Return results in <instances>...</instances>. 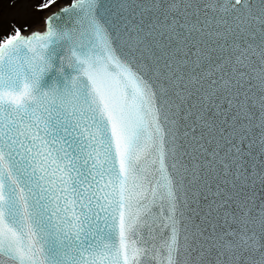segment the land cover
I'll use <instances>...</instances> for the list:
<instances>
[{"label":"snow or ice","instance_id":"6c2138e0","mask_svg":"<svg viewBox=\"0 0 264 264\" xmlns=\"http://www.w3.org/2000/svg\"><path fill=\"white\" fill-rule=\"evenodd\" d=\"M0 22V264H264V0H40Z\"/></svg>","mask_w":264,"mask_h":264},{"label":"rangeland","instance_id":"374dc122","mask_svg":"<svg viewBox=\"0 0 264 264\" xmlns=\"http://www.w3.org/2000/svg\"><path fill=\"white\" fill-rule=\"evenodd\" d=\"M38 3L40 0H0V22L15 21L17 25L27 24L30 28L39 25L47 11H37Z\"/></svg>","mask_w":264,"mask_h":264},{"label":"bare ground","instance_id":"6f19581e","mask_svg":"<svg viewBox=\"0 0 264 264\" xmlns=\"http://www.w3.org/2000/svg\"><path fill=\"white\" fill-rule=\"evenodd\" d=\"M34 27H42V24L40 23L39 25H36V26H34Z\"/></svg>","mask_w":264,"mask_h":264}]
</instances>
